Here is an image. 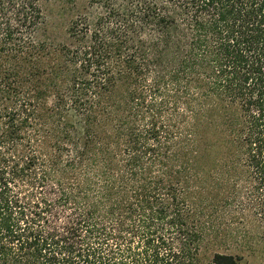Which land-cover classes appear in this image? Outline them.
<instances>
[{
	"label": "trees",
	"instance_id": "16d2710c",
	"mask_svg": "<svg viewBox=\"0 0 264 264\" xmlns=\"http://www.w3.org/2000/svg\"><path fill=\"white\" fill-rule=\"evenodd\" d=\"M218 213L264 264V0H0V264H241Z\"/></svg>",
	"mask_w": 264,
	"mask_h": 264
},
{
	"label": "rangeland",
	"instance_id": "374dc122",
	"mask_svg": "<svg viewBox=\"0 0 264 264\" xmlns=\"http://www.w3.org/2000/svg\"><path fill=\"white\" fill-rule=\"evenodd\" d=\"M71 9V7L57 2H50L44 6L43 11L46 26L43 32H45V37L47 36L48 40L52 41L54 44L61 43L67 36L68 26L74 17V13H72ZM34 142L36 143H34L33 146L40 154H47L53 144V140L47 137L41 142L37 140ZM218 216L220 219V228L226 231V236L205 243L202 250L204 258L206 260L210 259L214 252H220L235 255L237 258H240L241 264H259L261 260L258 254V244H256L255 241L252 242L251 237L248 243L242 242L241 239L235 235V233L244 232L243 228H246L251 232L250 235L254 236L256 233L255 226L249 225L244 227V224L237 222L234 216H228L227 214L218 213Z\"/></svg>",
	"mask_w": 264,
	"mask_h": 264
}]
</instances>
